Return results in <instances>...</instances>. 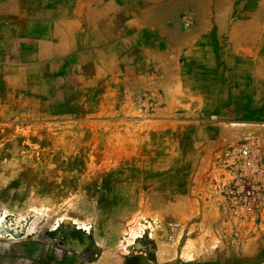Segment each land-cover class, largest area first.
<instances>
[{"label": "rangeland", "instance_id": "obj_1", "mask_svg": "<svg viewBox=\"0 0 264 264\" xmlns=\"http://www.w3.org/2000/svg\"><path fill=\"white\" fill-rule=\"evenodd\" d=\"M61 2L90 22L73 82L102 107L61 170L32 172L50 202L0 203V264H264V0Z\"/></svg>", "mask_w": 264, "mask_h": 264}, {"label": "crops", "instance_id": "obj_2", "mask_svg": "<svg viewBox=\"0 0 264 264\" xmlns=\"http://www.w3.org/2000/svg\"><path fill=\"white\" fill-rule=\"evenodd\" d=\"M61 1L0 0V172L25 173L24 177L20 174L0 177V203L19 202L16 197L22 193L30 198L24 202H50L46 187L33 192L32 172L61 170L60 157L76 155L74 148L65 151L62 141L65 138L76 140L79 147L80 119L86 116L82 109L89 106L96 112V108L102 107L82 92L79 83L73 82L76 75H88L78 71L74 60L79 39L89 35L84 28L89 27L90 22L78 19L73 14L75 8L70 9L71 14H65L66 7ZM92 75L96 77L97 73ZM17 179H22L23 183L12 184ZM33 193L39 199L32 200ZM7 196L12 200H2ZM109 203L114 205L113 210L120 208L116 204L124 201L112 198ZM224 214L218 212L217 216ZM212 216L213 213L204 211L206 219ZM131 217L129 211L122 216L126 220ZM15 262L10 260L9 264ZM25 262L48 264L49 261L30 259ZM56 264L82 263L61 260ZM84 264L179 263L129 256L113 260L106 257ZM204 264L255 263L204 260Z\"/></svg>", "mask_w": 264, "mask_h": 264}, {"label": "water", "instance_id": "obj_3", "mask_svg": "<svg viewBox=\"0 0 264 264\" xmlns=\"http://www.w3.org/2000/svg\"><path fill=\"white\" fill-rule=\"evenodd\" d=\"M140 247V245H136V248H139Z\"/></svg>", "mask_w": 264, "mask_h": 264}]
</instances>
